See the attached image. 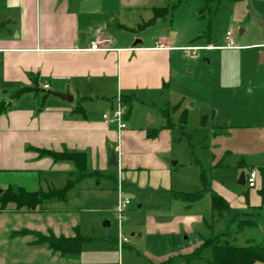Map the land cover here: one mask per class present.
I'll use <instances>...</instances> for the list:
<instances>
[{
  "label": "crops",
  "instance_id": "crops-1",
  "mask_svg": "<svg viewBox=\"0 0 264 264\" xmlns=\"http://www.w3.org/2000/svg\"><path fill=\"white\" fill-rule=\"evenodd\" d=\"M169 2L0 1V101L7 102L6 110L0 112V188L3 191L48 192L62 189L70 181H73V187L80 180L88 185L86 189L91 192L89 197L92 200L108 199L110 206L93 209L102 212H114L119 191L128 197L134 191L156 196L165 193L169 197L173 191L184 192L174 183L171 166L160 158L165 150L162 149V138L158 141L156 135L160 132L162 136L164 129L169 127L161 121V130H151H156L152 138L148 133L149 126L139 121V116H151V107L165 119L161 107L172 106L167 98L179 69L178 52H185L183 47L188 46L177 42V32L171 36L160 33L157 37L144 34V30L140 32L139 26L149 27L160 19H155L154 9L170 7L167 6ZM239 33L243 35L245 29L241 28ZM93 40L101 42V49H89ZM263 43L240 45L247 46L243 48L216 46L218 48L209 49L226 53L259 49L257 54L248 55L251 59L244 63L239 56V64H234L230 55L223 56L225 60L219 68L218 78L222 88L229 90L236 101H230V109L225 110L222 117L221 122L227 125H221L224 131H220L228 136L216 140L210 166L213 172L202 174L207 178L210 190L203 191L201 198L208 195L211 200L212 192H216L233 209L231 218L234 219L221 224L218 233L232 230V238L240 246L264 239V208H261L259 192L261 174L255 188H249L246 182L245 185L239 183L242 172L247 174L252 168H264V160L259 157L264 153V47L260 46ZM159 44L165 47L161 48ZM35 86L37 92L27 91L19 97H12L22 87ZM45 90L70 93L73 100H64ZM119 95L126 98L129 105L125 117L127 126L121 130L116 123L104 120V114L118 104ZM139 104L147 108L140 115L137 110L135 112V105ZM149 118V122H154V118ZM44 151L79 152L84 158L78 167L75 160L55 159ZM113 154L116 165L110 163ZM233 154H238L240 159L231 165L228 159ZM176 164L174 161L173 165ZM230 168L237 170L236 178L231 173L223 175ZM72 187L65 199L51 198L35 210H21L32 215H53L37 229L26 228L33 232H53L57 236L63 234L54 231V218L55 213L61 212L75 215L73 210L62 207V203L69 199ZM201 188L199 184L195 192L204 189L202 177ZM76 196L82 198L79 193ZM171 198L185 202L188 207L199 200L188 203ZM143 200L138 202V210L131 203L129 212L140 213ZM148 219L153 226L152 234L162 232L161 225L153 217ZM241 220L249 221L245 228L232 227ZM107 221L110 224L103 225L111 226V220L105 219ZM132 223V228L139 225ZM208 225L210 228L211 223ZM72 228L75 234L80 233L76 220ZM174 231L173 228L168 230L170 233ZM131 235L135 236L136 232ZM141 236L139 233L138 237ZM109 241L118 246L117 238H109ZM174 246L165 248L163 255L160 252L149 254L148 260L152 264H162L169 257L178 256L173 264L197 261L188 262L182 256L199 245L179 249ZM146 252H151L149 247Z\"/></svg>",
  "mask_w": 264,
  "mask_h": 264
},
{
  "label": "rangeland",
  "instance_id": "rangeland-1",
  "mask_svg": "<svg viewBox=\"0 0 264 264\" xmlns=\"http://www.w3.org/2000/svg\"><path fill=\"white\" fill-rule=\"evenodd\" d=\"M178 1L170 0L167 6L178 4L176 8L149 27L139 26L140 32L144 30V34L155 37L160 33L171 36L173 32H177V42L180 45L221 46L225 44L224 37L228 31H232V38L237 45L264 42V0H219L209 6L202 0ZM241 28L245 29L243 35L239 33ZM201 35L204 36L200 37ZM258 50L254 48L228 53L220 50L201 51L199 58L188 57L183 51L178 52L179 69L167 98L172 106L161 107L167 109L168 119L156 114L157 111L152 107L151 116H139V121L149 126L148 133L152 138L155 137L157 129L161 130V121L172 126L165 127L166 131L162 136L159 132L160 135L157 134L156 138L158 141H161L160 138L163 140L162 149L165 151L160 158L173 169L172 179L178 189L195 192L196 187L199 189V184L201 188L202 174L213 172L210 166L216 140H224L225 136H228L220 131H224L221 125H227L221 121L225 110L230 109V101L234 103L236 100L230 96L229 90L222 88L218 78L219 68L225 60L224 54L230 55L234 64H239V56L244 63L248 58L251 59L248 55L257 54ZM174 104L181 105V108L173 107ZM217 109L220 110L219 115ZM136 110L140 115V112L147 108L139 104L135 105V112ZM149 117L154 118V122H149ZM152 129L156 130L151 131ZM259 157L264 160V153ZM239 159L238 154H233L228 161L234 165ZM174 161L177 162L176 165H173ZM234 170L230 168L222 173H231L232 177L236 178L238 172ZM87 186L80 180L71 186L73 190L69 192V199L62 203V207L73 210L75 215L67 212L55 213L53 226L56 233L72 235L75 234L72 226L76 220L80 233L93 239L82 245L79 255L62 256L53 252L46 244H30L37 237L26 227L37 229L42 222L50 221L53 215H32L31 212L27 214L8 208L0 212V264H152L148 260L151 257L149 254L160 252L163 255L165 248L171 249L174 245L178 249L181 246L201 245L221 226L217 223L213 230L209 228L211 200L208 195L200 198L194 206L188 207L185 202L172 199L165 193L156 196L150 193L142 195L134 191L129 194L132 207L138 210V202L144 199L143 207L137 215L128 211L122 227V236L128 238V241L122 247H119V244L115 246L109 241V238L118 239V224L114 212L93 210L96 206L106 208L110 203L108 199L92 200ZM78 193L82 198H76ZM43 216L44 219L41 220ZM148 217H153L155 222L161 225L162 232H150L153 226L149 223L150 220H147ZM105 219L111 220V226L103 225ZM132 222L139 225L132 228ZM232 225L234 228L246 227L245 224H239V221ZM170 228L175 229L174 233L168 232ZM134 231L136 235L132 236ZM139 233H142L141 237H138ZM148 247L151 251L149 253L146 252ZM211 259L212 248L203 246L201 258L191 264H209ZM256 264L262 263L258 261Z\"/></svg>",
  "mask_w": 264,
  "mask_h": 264
},
{
  "label": "trees",
  "instance_id": "trees-1",
  "mask_svg": "<svg viewBox=\"0 0 264 264\" xmlns=\"http://www.w3.org/2000/svg\"><path fill=\"white\" fill-rule=\"evenodd\" d=\"M183 0H179L181 2ZM206 3L207 6L212 3H216L219 0H202ZM178 4L170 7L155 8V19L165 16L167 13L171 12L176 8ZM153 22V21H152ZM27 91L37 92L38 88L35 87H22L18 89L12 97H19L21 94ZM126 100V98L124 99ZM173 107L179 108L180 105H174ZM7 108L6 100L0 101V112L5 111ZM167 109H162V113L165 118L168 119L166 114ZM185 115V112H184ZM169 121V120H168ZM166 127H171L167 123ZM55 159H67L75 160L80 167L81 160L84 158L79 152H47ZM259 174L262 177V187L259 190L262 197L261 208H264V168L257 169ZM202 184L203 190L196 192H182V191H173L170 193L171 197L177 199H182L188 203H192L201 198L203 191L210 190V186L207 182L205 175H202ZM73 185V181H70L62 189L50 190L48 192L43 191H27L24 189H18V191L4 190L0 193V212L11 208L12 210H35L38 206L48 201L51 198L65 199L66 194L70 186ZM13 206H10L12 205ZM233 209L227 200L216 192L211 194V225L210 228L213 230L215 225L218 223L223 224L230 220L232 216ZM249 222L248 220H241L239 224H245ZM30 232V230H27ZM36 235V240L32 241V245L46 244L53 252L59 253L62 256H75L79 255L82 250V245L87 241V238L77 232L73 236H66L64 234L55 235L53 232L41 233L33 232ZM233 231L227 230L222 233H214L210 238L205 239L204 243L196 247L192 252L183 255L188 262L201 258L202 247L210 246L212 248V259L209 261V264H255L257 261H260L264 264V239L261 242H251L247 245L240 246L235 243L232 238ZM178 256H172L166 259L162 264H173L177 260Z\"/></svg>",
  "mask_w": 264,
  "mask_h": 264
},
{
  "label": "built area",
  "instance_id": "built-area-1",
  "mask_svg": "<svg viewBox=\"0 0 264 264\" xmlns=\"http://www.w3.org/2000/svg\"><path fill=\"white\" fill-rule=\"evenodd\" d=\"M232 31H228L225 35V44L220 46L219 48H243L247 46H240L237 45L232 38ZM101 42L98 40H93L90 43L89 49L91 50H98L101 49ZM260 46L264 47V43L261 44ZM159 47L163 48L165 47L164 44H159ZM218 47H215L213 45H188L183 47L185 54L188 57L192 58H199L200 57V52L204 50H209V49H215ZM116 107L109 113L104 114V120L107 123H116L118 125V128L124 129L127 126L125 117L129 109L128 103L122 98V96H118V101H117ZM258 178H259V172L256 168H252L248 171L246 174V184L248 185L249 188H255L257 187L258 184ZM120 186H121V181H120ZM131 199L130 197L124 195L121 191L118 193V198L115 204L114 208V214H115V219L117 220L118 224V244L120 247H122L127 241L128 238L122 236V227L123 224L126 220L127 213L130 209L131 205Z\"/></svg>",
  "mask_w": 264,
  "mask_h": 264
},
{
  "label": "water",
  "instance_id": "water-1",
  "mask_svg": "<svg viewBox=\"0 0 264 264\" xmlns=\"http://www.w3.org/2000/svg\"><path fill=\"white\" fill-rule=\"evenodd\" d=\"M263 24H264V21H263ZM135 44H136V41H135L134 45ZM206 60L209 61L208 59H206ZM45 91L48 94H52L54 96H58V97H60V98H62L64 100H68V101H72L73 100V96L70 93H62V92H58V91H54V90H45ZM110 163L113 164V165L117 164L116 156L114 154L112 155ZM245 182H246V173L242 172L241 175H240L239 183L242 184V185H245ZM2 191L3 190L0 188V193H2ZM109 224H110L109 221L104 223V225H109Z\"/></svg>",
  "mask_w": 264,
  "mask_h": 264
}]
</instances>
